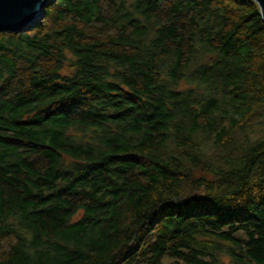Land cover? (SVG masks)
I'll use <instances>...</instances> for the list:
<instances>
[{"label": "trees", "instance_id": "trees-1", "mask_svg": "<svg viewBox=\"0 0 264 264\" xmlns=\"http://www.w3.org/2000/svg\"><path fill=\"white\" fill-rule=\"evenodd\" d=\"M165 257L264 264L259 6L55 0L0 32V264Z\"/></svg>", "mask_w": 264, "mask_h": 264}, {"label": "water", "instance_id": "water-1", "mask_svg": "<svg viewBox=\"0 0 264 264\" xmlns=\"http://www.w3.org/2000/svg\"><path fill=\"white\" fill-rule=\"evenodd\" d=\"M264 22V0H254ZM55 0H0V32H25L43 16L44 9Z\"/></svg>", "mask_w": 264, "mask_h": 264}, {"label": "rangeland", "instance_id": "rangeland-1", "mask_svg": "<svg viewBox=\"0 0 264 264\" xmlns=\"http://www.w3.org/2000/svg\"><path fill=\"white\" fill-rule=\"evenodd\" d=\"M40 20V19H39ZM209 144V143H208ZM210 152L214 151V149H209ZM163 264H173L172 260L169 257H165L162 261ZM224 263L227 264V259H224ZM179 264H185L184 262L180 261Z\"/></svg>", "mask_w": 264, "mask_h": 264}]
</instances>
